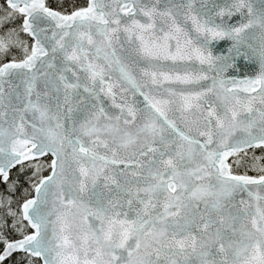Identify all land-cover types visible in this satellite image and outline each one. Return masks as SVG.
Segmentation results:
<instances>
[{
	"label": "snow or ice",
	"instance_id": "1",
	"mask_svg": "<svg viewBox=\"0 0 264 264\" xmlns=\"http://www.w3.org/2000/svg\"><path fill=\"white\" fill-rule=\"evenodd\" d=\"M0 264H264V0H0Z\"/></svg>",
	"mask_w": 264,
	"mask_h": 264
}]
</instances>
